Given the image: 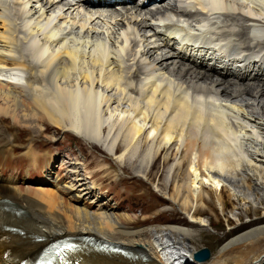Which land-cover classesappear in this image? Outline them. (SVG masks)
Masks as SVG:
<instances>
[{
	"label": "bare ground",
	"instance_id": "bare-ground-1",
	"mask_svg": "<svg viewBox=\"0 0 264 264\" xmlns=\"http://www.w3.org/2000/svg\"><path fill=\"white\" fill-rule=\"evenodd\" d=\"M168 4L175 16L166 15L164 8L152 10L147 3L139 6L128 0L122 6L126 9L125 21L117 23L122 13L117 17L112 14L114 19L106 28L102 27L106 29L104 32L93 26V16L78 21L72 17L75 12L81 15L102 10L89 0H0V76L20 68L22 73L29 72L24 73V77H29L27 83L0 79V124L12 122L15 126L8 130L16 128L20 134L23 129L38 133L39 127L42 135L46 131L60 133L56 128L73 139L80 135L96 147L105 132L101 108L112 102L95 90V84L101 83L109 92L121 94L118 105L126 101L135 113L130 124L123 125L122 130L120 127L117 135L114 133V146L111 145L115 149L109 152L118 155L123 164L130 148H135L147 131L146 141L151 146L177 142L173 148L183 147L179 153L182 161L173 168L178 181L174 182L169 201L180 202L187 214L195 206L192 220L201 228L204 207L211 205L212 194L207 195L202 187L193 188L191 170L218 183L225 181L243 193L246 203L247 191L254 192L251 196L260 204L264 201V194L257 192L264 190V106L259 108L258 104L264 100V1L190 0L184 6L175 1ZM56 10L58 14H54ZM102 17L99 13L96 20ZM182 17L186 18V24ZM196 26L205 30L199 31ZM147 29L148 35L143 36ZM112 30L114 37L110 34ZM106 34L110 36L106 38ZM191 44L219 45L226 53L207 47L196 50ZM53 46H59L60 50L53 53ZM256 48L261 50L254 56ZM86 58L100 70L99 79L96 73H90L91 69L85 70L82 60ZM76 73L87 84L84 88L78 83L74 87L60 84L65 81L69 85ZM238 98L246 106L231 102ZM145 100L146 107L142 105ZM44 121L51 126L43 127ZM113 131L110 129V134ZM3 132L0 127V149L11 145L3 151L19 150L21 144L15 143L12 136L3 141ZM116 147L123 149L124 155L116 152ZM23 149L24 154L7 157L5 162L23 159L37 163L43 158L34 143L24 145ZM151 149L141 159L145 169L153 161ZM135 151L126 160L130 167L137 160ZM69 160L63 161L62 170L66 174L62 180L73 184L72 189L82 192L84 197L93 195L95 192L86 181L91 178L69 170L79 165ZM144 166L139 167L140 172L145 170ZM185 167L190 171L186 173ZM143 176L135 175L139 179ZM119 182L127 189L142 185L135 179L121 177ZM17 187L11 189L0 184V201L11 202L5 204L6 209L0 208V264H20L24 259L37 258L46 245L65 238L77 242L74 246L80 249L73 264H185V259L197 252L192 242L202 237L201 232L183 227L159 229L158 236L152 231H135L128 227L130 219L125 216L116 215L115 211L105 214L102 208L100 213L90 214L92 206L86 203V209H81L77 205H82L83 200L66 199L61 190ZM116 189L130 201L119 203L120 206L140 216L155 212L152 203L167 202L151 193L153 201L140 203L145 188L137 187L138 191L130 194ZM221 191L216 202L225 211L223 196L228 192ZM110 193L109 190L106 195L112 196ZM10 206L13 213L7 212ZM262 208L260 212L264 214ZM254 220L250 221L249 230L228 241L208 263L264 264V215ZM151 221L148 218L142 222ZM85 236L107 244L108 249L99 251L82 240ZM165 240L171 246L164 245ZM181 251L186 253L178 254Z\"/></svg>",
	"mask_w": 264,
	"mask_h": 264
},
{
	"label": "rangeland",
	"instance_id": "rangeland-1",
	"mask_svg": "<svg viewBox=\"0 0 264 264\" xmlns=\"http://www.w3.org/2000/svg\"><path fill=\"white\" fill-rule=\"evenodd\" d=\"M67 1L70 2V0ZM102 10L99 11V13H102L104 15V18L102 17L100 20H96V18L99 16V13L98 11L95 10H90L91 12L86 11L81 15H77V13L75 12L73 13L72 17L76 18L78 21L80 19L86 20L87 18L89 19V17L93 16V19L95 20L93 26L97 28L101 27L100 30L103 31L104 30L106 31V29H102V27L106 28L105 26L107 25V23L112 21V19H114V15L112 14H116L115 16L117 17L122 13L120 19L117 20V23H120L121 21H125V18H127L125 17L124 14L126 9L124 10L122 8L117 7L115 8V10L114 8L102 9ZM54 14H58V10H56ZM138 15L139 14L137 13L136 16ZM146 19L149 20V18ZM110 34L112 37L115 36L113 30ZM110 34H106V38H108ZM142 35L147 36L148 29L144 31ZM117 39L118 40L120 39L119 36H117ZM119 43L122 44V41H119ZM58 50H60L59 46L51 47V51L53 53H55L56 51L58 52ZM82 61H83L82 64L86 68L85 70L88 71L89 69H91L90 73L91 74L93 72L96 73L95 77L99 79L100 70L94 68L92 63H90V61L87 58ZM70 82L71 83H69L68 85L65 83V81H61L60 84L61 85L63 84L62 85L63 87L65 86L74 87L76 83H78L81 88H84L87 85L84 84L85 82L83 78L80 75H77V73L76 76H72ZM128 89L129 88H127L126 90L127 92ZM95 90L103 94V96L112 99L110 105L106 106L105 108L104 107L101 108L102 110L101 117L102 120L104 121L103 124L105 127V132L100 136L101 144L96 147L95 145L93 146L91 145V143L86 142V140H84L80 135L78 136L76 135L78 138L75 137L73 139L70 137V135L63 134L66 133L63 132V130H58L56 128L54 129L60 133L53 134V131H46V133L42 135L43 132L40 131L41 127H39L38 133H36L35 131H28L26 129H23L24 132L20 134L17 132L16 128H12L11 130H8L9 128L15 126V124H13L12 122L4 125L0 124V127L4 129V132L2 133V138L4 137L3 141L7 140L10 136H12L13 140H16L15 143L21 144L20 149L21 148L23 149V146L26 144L34 143L36 148H38L39 150V154L42 153L41 157H43L39 161V164L30 161H25L23 159H16L15 161H8L6 163H1L0 184L9 185L11 189L22 185L26 187L27 186L40 187L46 190L53 189L55 190V192L61 190L63 195L66 197V199L83 200L84 203L82 202L83 203L82 205H77L81 209H86L84 207V204L86 203L89 206H92L93 208L88 210L90 214H96L97 212L100 213L101 212L100 208L105 210V214H112L115 211L116 215H122L125 216V218L130 219L129 224H127L130 229H133L135 231H143V232L152 231L156 236H158L157 232L159 233L160 230L163 231L169 227H183V228H189L190 230H194L195 232L199 231L201 232L202 237L198 238L199 240H197V242H192V245H194L197 248L196 253L202 250H209L211 254L210 260L216 255V253H218L220 248L224 246L228 241L232 240L243 231L249 230L251 228L250 225L251 220L255 219L254 221H256L258 217L264 215L263 213L260 212L263 211L262 207H264V201L262 202V204H260V202L257 201V199L254 196H251L252 193L254 192L251 191L248 193L247 191L245 195L246 198L248 199L247 201L248 204H247L246 201L244 202L243 200L244 196L242 195L243 193H241L240 190L236 189L233 186H230L225 181L224 182L220 181V183H218L215 182L213 179L204 178L199 173L196 174L194 170H191L190 183L191 185H194V187L193 186L192 187L197 190H199L202 187L204 188V191L207 192L206 193L207 195L210 196L212 194L211 197L209 198L212 206L209 205L208 206L209 209L204 207L206 212H204L202 220L200 221L202 227L198 228L199 226L195 225L192 220L193 211L196 208L195 206L192 213L187 214L181 207L180 202L169 201V197L173 194L174 182L178 181L175 180V177L173 175V170H174L173 168L176 166V164L179 161H182L179 153H181L183 147H181L180 149L178 147L173 148L177 144V142L169 145L170 148L172 146V149H169L168 148L169 146L166 145H161L160 147L159 144L157 143L151 146V144H149L150 141L149 142L146 141L147 135L149 133V131H147L146 136L140 139V142L136 144L135 148L133 147L130 148L128 154H126L125 156L126 160L130 159L132 157V153L135 150H137L138 152L135 151V153H137V158H136L137 160H134V165L131 167L128 166L126 160L122 164L119 161L118 155L116 156L115 154L109 151L115 149L113 148L114 146L113 139L115 138V135H117L118 132L120 131V127L122 130L123 125L126 126V124H128L129 122L131 123V121L134 120L135 118V113L132 111V108L130 107L129 103H127L126 101L123 105L122 104L118 105L117 100L120 98L121 94L118 95L115 92H109L108 90H106L104 85H101V83L95 84ZM239 100L240 98L231 100V102L239 104L241 106H246L245 102L239 103L238 102ZM142 103H143L142 105L146 107V103H147L146 100L143 101ZM258 104L260 106L259 108H262L264 106V100L258 101ZM249 110L254 111L255 109L250 108ZM149 115H150L149 119L151 120L152 119L151 117L153 116L152 111H150ZM43 124H44L43 127L45 128L51 126V124L46 121H44ZM149 127L150 125L148 126V129ZM113 128L114 131L112 130ZM110 129L111 131H113L112 134H110L111 133ZM115 132L116 134L114 135ZM150 146L152 147L151 153L153 155V161H151L148 168L146 167L147 169L146 170L145 166L143 165V160L141 159L144 158L143 156L147 152V150L151 148ZM11 147H12L11 145H8V147H4V149L2 150H7L10 149ZM116 149H117L115 150L116 152L119 151L118 152L119 154L124 155L123 149H118L117 147ZM160 150L161 151L165 150V151L163 154L160 152L158 155L157 152ZM24 151L25 150H15V152L7 151L8 153H6L0 150V155H2L5 160L7 157H14V156L19 157L20 155L23 154ZM44 157H47V159H45ZM69 158L72 161H70ZM50 160H51V164H50ZM66 160L73 162L72 164H79V165H74L73 167L69 168V170L75 173L78 172L84 178L90 177L91 179L86 180L87 185L95 193L97 192L96 194L94 193L93 195H91L92 197L90 195H88V197L87 196L84 197L82 192H78V190L72 189L71 185L73 184L62 180V177L66 174V172H63L62 170L63 161L66 162ZM141 165L144 166L145 169L142 170V172H140L139 169ZM43 167H45L48 170L43 169ZM167 168H168V172H167ZM184 171L187 173L190 170L187 167H185ZM185 172L184 174H186ZM138 174H142V176L144 175L143 176L144 178L139 179L135 177V175ZM120 177L122 178V180L135 179L142 183L141 186L146 190L142 192L144 193V198L139 199L140 203H143L146 200L153 201L150 198L151 193L158 194L160 197L164 198L167 202L152 203L155 212L143 216H140L139 213L134 212L128 207L125 206L121 207L119 203L130 204V201L127 199L126 194H119L116 188H118V190H120L121 192L126 191L127 194H130L133 190H137V187L140 190H143V188L141 186H137V187L134 186L133 188L129 187L127 189L125 188L126 187L125 184L119 182ZM94 184L96 185L94 186ZM219 185H220V189L217 188L219 187ZM221 189H224L228 192V193H224L223 196V200L225 202V211H222L220 204L216 202L220 192H222ZM256 189L259 190V187H256ZM109 190L112 192L110 194L114 198L110 195H106V193ZM257 192L260 194H264V190H260ZM101 193L103 194L100 196ZM96 205L98 206L96 207ZM128 216H130V218H128ZM148 218H152V221L145 223L142 222ZM238 220H240L241 222L238 223L237 222ZM169 222L170 224L167 226ZM163 243L164 245H166L165 243L168 242H166L165 240L163 241ZM187 244L188 243H186V245ZM166 246H171V244H167ZM181 253L185 254L186 252L181 251L178 254ZM195 254L193 255L194 257ZM209 261L204 263H198L193 259L191 262H193V264H209L208 263Z\"/></svg>",
	"mask_w": 264,
	"mask_h": 264
},
{
	"label": "water",
	"instance_id": "water-1",
	"mask_svg": "<svg viewBox=\"0 0 264 264\" xmlns=\"http://www.w3.org/2000/svg\"><path fill=\"white\" fill-rule=\"evenodd\" d=\"M211 254L209 250H202L195 254V260L199 263H204L210 260Z\"/></svg>",
	"mask_w": 264,
	"mask_h": 264
}]
</instances>
